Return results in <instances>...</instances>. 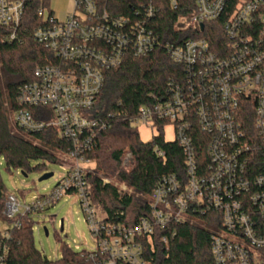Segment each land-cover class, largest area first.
Segmentation results:
<instances>
[{"label":"built area","instance_id":"1","mask_svg":"<svg viewBox=\"0 0 264 264\" xmlns=\"http://www.w3.org/2000/svg\"><path fill=\"white\" fill-rule=\"evenodd\" d=\"M35 1L40 4L29 16ZM163 2L173 10L188 7H183L186 0H148L122 14L114 12L112 0H74V10L61 19L51 0H0V39L23 43L29 30L55 56L35 69L33 81L20 86L15 125L25 133L53 127L71 143L68 151H57L62 176L56 185L29 203L6 192L2 214L13 222L10 228L20 229L23 218L32 220V213L76 193L98 243L91 251H80L86 264H149L145 246L157 229H167V242L176 235L173 225L202 217L212 231L215 264H264V0H193L195 10L181 14L179 22L183 31L198 37L180 43L162 39L155 27ZM224 16L225 42L217 48L199 34L205 23ZM158 48L185 71L184 77L170 79L163 99L151 95L131 123H172L184 151L185 172L160 177L150 213L127 224L110 220L94 204L87 175L98 174L121 195L133 194V188L89 171L81 162L93 161L86 154L110 126L91 116L106 71L120 66L130 53L141 57ZM155 152L165 155L159 145ZM132 163L127 152L122 166L129 170ZM8 231L0 230V264L8 263Z\"/></svg>","mask_w":264,"mask_h":264},{"label":"trees","instance_id":"2","mask_svg":"<svg viewBox=\"0 0 264 264\" xmlns=\"http://www.w3.org/2000/svg\"><path fill=\"white\" fill-rule=\"evenodd\" d=\"M186 1L183 7H188L177 10L163 2L165 7L155 25L162 39L168 38L180 43L187 38L198 37L192 31L181 29L179 16L195 10L193 0ZM147 2L112 0V7L115 13L129 14L134 7ZM39 4V1H35L31 5L29 16L35 15V7ZM26 18L25 26L28 27V8ZM225 18L217 23H205V29L200 31L199 37L208 38L217 48L222 47L225 42L222 23ZM208 26L210 28L207 29ZM25 33L23 43L3 42L0 39V157L5 158L8 168H23L27 174L30 159L40 158L61 163L62 159L56 152L68 151L71 143L53 127L41 132L25 133L22 130L16 132L12 126L11 115L20 107L17 100L20 86L35 79L34 73L38 66L52 63L55 59L53 53L36 41L29 30ZM184 74L185 71L170 59L163 48L141 57L130 53L120 66L106 71L104 87L91 110V116L106 120L110 126L99 134L96 146L86 157L96 163L97 172L115 177L134 190L131 195H121L113 185L103 184L98 174L87 175L94 204L106 212L110 220L136 224L142 216L150 213V199L159 178L165 174L185 172L182 146L177 140L164 139L162 129L167 123L158 122L161 131L152 142H144L137 126L131 123L140 106L150 102L151 95L163 99L168 95L170 79L181 81ZM38 110L33 109L35 115ZM195 129L198 130V127ZM155 145H159L165 152L164 156L157 155ZM127 152L133 155L129 170L122 166ZM5 193L0 177L1 211ZM200 219L202 221L173 225L176 235H170L167 242L163 240V235L168 233L167 229H157L145 246L149 264H215L211 245L212 231L200 223L204 218ZM33 223V220L25 217L20 229L9 228L10 251L7 264H86L82 253L69 247L63 249L61 258L49 259L35 245Z\"/></svg>","mask_w":264,"mask_h":264},{"label":"rangeland","instance_id":"3","mask_svg":"<svg viewBox=\"0 0 264 264\" xmlns=\"http://www.w3.org/2000/svg\"><path fill=\"white\" fill-rule=\"evenodd\" d=\"M74 0H51V9L59 13L61 19H65L69 12L74 10ZM12 126L18 132L13 114ZM140 138L144 142L154 141L161 129L155 124L141 123L137 126ZM162 132L165 141H175V126L172 123L164 125ZM57 153V152H56ZM81 166L89 171L97 172L94 161L81 162ZM23 168H8L6 160L0 157V177L7 193L18 196L22 203H29L34 195L48 193L62 176L61 164L44 159H30V170L27 176ZM53 172L50 178L41 180V177ZM99 174H102L98 171ZM33 234L36 247L49 259L57 260L62 257L63 249L69 247L75 251H91L98 245L97 240L86 221L81 202L76 193L65 194L54 206L40 212L32 213ZM202 223V222H200ZM63 225V228H62ZM13 226V222L6 219L0 210V230ZM206 226V225H205ZM46 229L48 234H46ZM79 246V249H77Z\"/></svg>","mask_w":264,"mask_h":264},{"label":"water","instance_id":"4","mask_svg":"<svg viewBox=\"0 0 264 264\" xmlns=\"http://www.w3.org/2000/svg\"><path fill=\"white\" fill-rule=\"evenodd\" d=\"M23 173H24V172H23ZM24 175L27 176L26 173H24ZM53 175H54L53 172L46 173V174H44V175L41 177V180H43V179H47V178H50V177L53 176ZM62 228H63V225H62ZM46 234H48V230H47V229H46Z\"/></svg>","mask_w":264,"mask_h":264}]
</instances>
